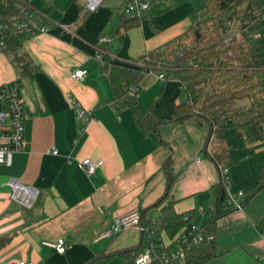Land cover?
I'll return each mask as SVG.
<instances>
[{"label": "crops", "instance_id": "0c3cea01", "mask_svg": "<svg viewBox=\"0 0 264 264\" xmlns=\"http://www.w3.org/2000/svg\"><path fill=\"white\" fill-rule=\"evenodd\" d=\"M129 1L103 0L84 13L83 0H32L30 22L47 31L27 35L18 55L27 54L39 69L25 76L9 54L0 53V85L20 84L25 115L23 145L11 166L0 165V238L12 237L0 250V264H134L147 250L146 230L102 235L115 217L132 211L141 212L144 228L159 220L155 203L166 190L169 158L177 173L175 208L196 214L174 238L156 231V245L171 253L192 226L203 229L214 218L218 256L204 264H264V188L251 193L264 165V141L245 144L229 129V160L217 164L204 152L215 146L213 137L207 144L206 125L195 118L172 121L175 104L184 100L178 80L146 71L141 109L149 107L163 122L157 132L145 133L132 109L117 111L109 79L101 74L104 55L138 63L194 26L204 0H143L149 7L140 26L124 30L123 19L134 16L126 12ZM252 5L262 10L264 0ZM75 69L87 71L84 80L73 77ZM79 110L86 122L78 120ZM84 159L103 161L92 177L79 166ZM221 168H228L230 193L242 209L214 195V187L224 184ZM11 179L38 191L32 207L12 198ZM58 239L65 240L64 253L43 245Z\"/></svg>", "mask_w": 264, "mask_h": 264}, {"label": "trees", "instance_id": "16d2710c", "mask_svg": "<svg viewBox=\"0 0 264 264\" xmlns=\"http://www.w3.org/2000/svg\"><path fill=\"white\" fill-rule=\"evenodd\" d=\"M2 23L7 26L4 53H18L27 34L14 28L11 18L20 15L15 0H0ZM197 23L187 31L141 56L137 61L112 62L103 56L101 74L108 77L113 90V105L117 111L130 108L138 126L145 132H157L163 121L155 119L149 107L142 110L139 102L140 84L147 70H158L179 81L183 101L176 103L172 121L184 122L195 118L209 129L207 144L215 139L213 152H204L217 164L229 160L226 133L234 130L245 144L264 141V8L255 10L252 0H204L196 12ZM141 18L123 19V29L140 26ZM260 34L259 38L256 35ZM13 63L25 76L39 69L27 54L17 55ZM139 65L142 66L139 67ZM248 100L245 107L239 103ZM166 190L155 203L160 207L159 220L145 225L143 243L146 249L155 247V264H164L165 255L156 245L154 233L165 232L174 238L194 218L196 212L179 213L171 190L176 180L172 159L164 164ZM264 188V165L259 171L252 195ZM214 195L229 204L225 184L214 187ZM142 216V224H143ZM153 230V231H152ZM216 219L211 218L203 227V241L186 249L183 260L168 264H204L218 256L216 248ZM209 237H213L209 241ZM11 236L0 238V250L11 241ZM145 249V250H146ZM137 254L134 257V263ZM19 264V263H18Z\"/></svg>", "mask_w": 264, "mask_h": 264}, {"label": "built area", "instance_id": "2783aa9c", "mask_svg": "<svg viewBox=\"0 0 264 264\" xmlns=\"http://www.w3.org/2000/svg\"><path fill=\"white\" fill-rule=\"evenodd\" d=\"M32 0H15V7L20 11V15L11 18L14 28H18L25 32L27 35H36L38 32L47 31L46 27H35L30 22V13L28 8ZM83 12H94L97 10L103 0H83ZM149 7V2L143 0H131L127 3L126 12L134 13V16L141 17L142 13ZM2 15L0 14V53H4L6 47V32L7 26L2 23ZM261 35L257 34L256 38ZM106 38L101 41H106ZM87 71L84 69H75L73 77L79 80H84ZM160 79H165V74L158 75ZM78 120L82 122L87 121V116L84 111H78ZM24 98L21 86L18 82H10L0 85V165L11 166L13 154L19 151L23 145L24 136ZM54 155L58 154L57 149H53ZM103 164L102 160L92 161L91 159H84L79 162V166L83 169L87 176L92 177L97 169ZM222 179L225 184L226 191L229 197V203L237 209H242L243 205L235 201L234 196L230 193V177L228 168H221ZM8 186L12 189V198L25 207H32L38 197V191L30 187L22 185L18 181L11 179ZM239 196L243 195L242 192L238 193ZM135 228L139 231H145L142 226V214L140 211H132L126 215L117 216L113 219L110 228L102 235V237H111L119 234L120 232ZM203 229L192 226L187 234L182 236L180 243L176 249L165 255L162 246L159 247L165 255L164 264H168L171 260H183L185 258L186 249L191 248L193 245L200 244L203 241ZM213 237H209L212 241ZM43 245L54 248L58 253H64L66 243L64 239H58L56 242H43ZM156 248L152 247L140 254L134 264H155L157 254ZM19 264H34L32 262L20 261Z\"/></svg>", "mask_w": 264, "mask_h": 264}, {"label": "rangeland", "instance_id": "374dc122", "mask_svg": "<svg viewBox=\"0 0 264 264\" xmlns=\"http://www.w3.org/2000/svg\"><path fill=\"white\" fill-rule=\"evenodd\" d=\"M129 15L133 16L134 13L131 12V13H129ZM18 54H19V53H13V54L7 55V57L10 58V61H11V63H12V62H13V59H14ZM13 64H14V63H13ZM14 65H15V64H14ZM15 66H16V65H15ZM248 103H249V101H248V100H245V101L240 102L238 106H239L240 108H241V107H245V106L248 105Z\"/></svg>", "mask_w": 264, "mask_h": 264}, {"label": "water", "instance_id": "95a60500", "mask_svg": "<svg viewBox=\"0 0 264 264\" xmlns=\"http://www.w3.org/2000/svg\"><path fill=\"white\" fill-rule=\"evenodd\" d=\"M30 188H31V187H30ZM31 189L36 190V189H34V188H31Z\"/></svg>", "mask_w": 264, "mask_h": 264}]
</instances>
